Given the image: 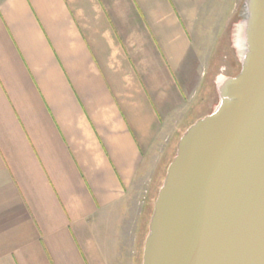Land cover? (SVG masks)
Listing matches in <instances>:
<instances>
[{"label":"crops","instance_id":"0c3cea01","mask_svg":"<svg viewBox=\"0 0 264 264\" xmlns=\"http://www.w3.org/2000/svg\"><path fill=\"white\" fill-rule=\"evenodd\" d=\"M225 1L0 0V264H133Z\"/></svg>","mask_w":264,"mask_h":264},{"label":"water","instance_id":"95a60500","mask_svg":"<svg viewBox=\"0 0 264 264\" xmlns=\"http://www.w3.org/2000/svg\"><path fill=\"white\" fill-rule=\"evenodd\" d=\"M240 71L182 135L158 192L142 264H264V0H243Z\"/></svg>","mask_w":264,"mask_h":264},{"label":"rangeland","instance_id":"374dc122","mask_svg":"<svg viewBox=\"0 0 264 264\" xmlns=\"http://www.w3.org/2000/svg\"><path fill=\"white\" fill-rule=\"evenodd\" d=\"M232 4H231V3ZM236 2V4H234ZM226 5L222 7H217L212 13L211 22L209 28L206 30H199L196 33L195 44L197 46V56L200 53V59L202 62L209 60V63L213 66L211 78H205L203 86H198L199 79L206 74V71L198 69L197 79L191 85V89L196 91V117L189 122V127L198 119L210 114L218 104V96L215 88V79L220 76H236L240 71V62L238 54L233 46L232 32L234 26L239 22V13L243 0H226ZM217 15V16H216ZM225 17V20H224ZM216 74L214 76V73ZM200 117V118H199ZM182 136L178 138L180 140ZM177 142H174L171 150L168 152V158L165 161L163 167L150 168L151 175L149 176L151 182L147 183L146 198L140 201V206L138 211L142 209L141 215V239L139 246L136 249L135 255L130 248V243L122 247L124 252L122 258L132 260L133 264H142L143 260V249L145 239L148 235L149 223L153 213L154 204L158 196V192L163 184L167 168L171 161L173 160L176 149ZM130 236V231H126ZM134 257V258H132Z\"/></svg>","mask_w":264,"mask_h":264}]
</instances>
